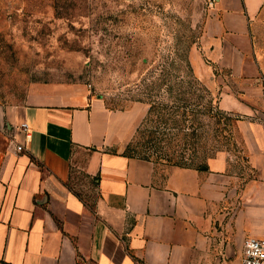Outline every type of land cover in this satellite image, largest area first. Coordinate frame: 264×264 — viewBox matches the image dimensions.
I'll return each mask as SVG.
<instances>
[{
    "label": "crops",
    "instance_id": "obj_1",
    "mask_svg": "<svg viewBox=\"0 0 264 264\" xmlns=\"http://www.w3.org/2000/svg\"><path fill=\"white\" fill-rule=\"evenodd\" d=\"M193 3L191 64L236 117L237 164L131 155L141 104L114 110L82 88L0 99V264H239L244 240L264 236V0Z\"/></svg>",
    "mask_w": 264,
    "mask_h": 264
},
{
    "label": "rangeland",
    "instance_id": "obj_2",
    "mask_svg": "<svg viewBox=\"0 0 264 264\" xmlns=\"http://www.w3.org/2000/svg\"><path fill=\"white\" fill-rule=\"evenodd\" d=\"M199 11L193 0H0V99L40 103L51 89L82 88L114 110L141 104L131 155L233 167L236 117L220 111L210 72L191 64Z\"/></svg>",
    "mask_w": 264,
    "mask_h": 264
},
{
    "label": "built area",
    "instance_id": "obj_3",
    "mask_svg": "<svg viewBox=\"0 0 264 264\" xmlns=\"http://www.w3.org/2000/svg\"><path fill=\"white\" fill-rule=\"evenodd\" d=\"M215 0H209V5L213 6ZM23 131L26 133L27 138L31 137V131L27 124L23 125ZM18 153L24 151L23 146L16 148ZM216 252L219 260L223 261L225 258L224 248L214 246L212 244L211 251ZM239 264H264V236L263 237H247L243 243V251Z\"/></svg>",
    "mask_w": 264,
    "mask_h": 264
}]
</instances>
